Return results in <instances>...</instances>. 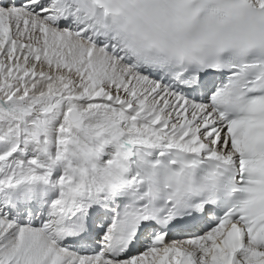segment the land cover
<instances>
[{
    "label": "snow or ice",
    "instance_id": "snow-or-ice-1",
    "mask_svg": "<svg viewBox=\"0 0 264 264\" xmlns=\"http://www.w3.org/2000/svg\"><path fill=\"white\" fill-rule=\"evenodd\" d=\"M0 264H264V0H0Z\"/></svg>",
    "mask_w": 264,
    "mask_h": 264
}]
</instances>
